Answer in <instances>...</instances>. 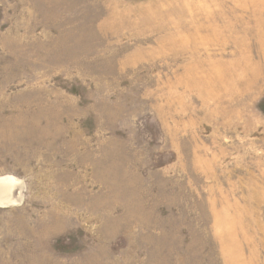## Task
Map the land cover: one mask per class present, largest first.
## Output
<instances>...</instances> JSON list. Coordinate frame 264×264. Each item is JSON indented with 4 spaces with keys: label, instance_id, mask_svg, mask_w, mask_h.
I'll return each mask as SVG.
<instances>
[{
    "label": "rangeland",
    "instance_id": "rangeland-1",
    "mask_svg": "<svg viewBox=\"0 0 264 264\" xmlns=\"http://www.w3.org/2000/svg\"><path fill=\"white\" fill-rule=\"evenodd\" d=\"M0 264H264V0H0Z\"/></svg>",
    "mask_w": 264,
    "mask_h": 264
},
{
    "label": "bare ground",
    "instance_id": "bare-ground-1",
    "mask_svg": "<svg viewBox=\"0 0 264 264\" xmlns=\"http://www.w3.org/2000/svg\"><path fill=\"white\" fill-rule=\"evenodd\" d=\"M5 179H3V181H4ZM4 182H6V181H4Z\"/></svg>",
    "mask_w": 264,
    "mask_h": 264
}]
</instances>
